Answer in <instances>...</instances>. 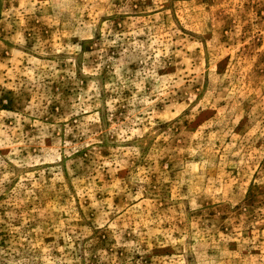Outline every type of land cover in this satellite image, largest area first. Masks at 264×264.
<instances>
[{
	"label": "rangeland",
	"instance_id": "rangeland-1",
	"mask_svg": "<svg viewBox=\"0 0 264 264\" xmlns=\"http://www.w3.org/2000/svg\"><path fill=\"white\" fill-rule=\"evenodd\" d=\"M0 264H264V0H0Z\"/></svg>",
	"mask_w": 264,
	"mask_h": 264
}]
</instances>
